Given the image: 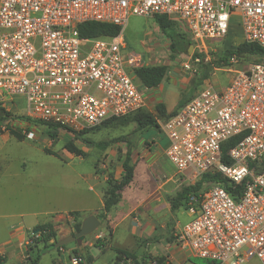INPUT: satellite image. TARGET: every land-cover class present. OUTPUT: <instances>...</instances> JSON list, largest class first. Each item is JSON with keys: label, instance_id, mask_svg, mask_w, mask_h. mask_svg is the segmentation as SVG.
Wrapping results in <instances>:
<instances>
[{"label": "built area", "instance_id": "2783aa9c", "mask_svg": "<svg viewBox=\"0 0 264 264\" xmlns=\"http://www.w3.org/2000/svg\"><path fill=\"white\" fill-rule=\"evenodd\" d=\"M154 16L174 22L200 57L220 49L210 41L223 43L233 16L240 19L241 43L264 48V0H0V108L10 113L6 105L23 100L20 116L72 131L145 109L133 74L142 59L124 54L121 31L131 17ZM89 22L117 26L120 33L80 38L78 26ZM230 62L217 69L228 75L222 87L206 83L157 124L176 174L198 181L219 173L242 190L235 200L220 185L206 184L173 236L186 260L264 264V167L258 165L264 158V61L245 69H237L233 57ZM22 134L35 137L31 130ZM233 138L224 163L222 146ZM36 237L29 233L25 246ZM67 256L70 264L84 263L81 255ZM149 264L173 263L164 257Z\"/></svg>", "mask_w": 264, "mask_h": 264}, {"label": "rangeland", "instance_id": "374dc122", "mask_svg": "<svg viewBox=\"0 0 264 264\" xmlns=\"http://www.w3.org/2000/svg\"><path fill=\"white\" fill-rule=\"evenodd\" d=\"M121 34L125 54L141 57V67H165V74L161 81L163 90L161 95H159V98H161L162 103L167 106L179 100L182 105L185 104L192 95L199 91L206 83L222 87L228 81V75L221 70H217L223 66H216L214 64L217 57L216 55L224 51L234 50L235 47L241 43V27L238 16H233L231 18L229 33L224 41H222L223 43L219 40L210 41L212 45L217 47L221 45L220 49L213 54L208 53L202 57L197 55L194 50H192L190 54L186 53V55L171 54L167 48L166 38L155 24L153 18L131 17L127 25L122 29ZM233 59L236 62L237 69H245L253 63L264 61V58L260 59L245 55L237 57L233 56ZM184 62L186 63V69L182 66ZM227 63L228 65H231L230 58ZM206 66L210 67L208 78L202 79V75L207 71ZM180 81H182V83ZM137 86L143 91L138 80ZM149 104V106L145 108V112L154 117L157 116L155 112L156 104ZM6 107L10 110L11 114L17 116L24 115L23 113L26 111L23 100L14 102L13 105L8 103ZM159 119L160 118H158L157 121H159ZM134 129L135 124L131 118L122 117L107 121L94 129L70 131L75 133L83 132V137L94 142H99L129 135ZM30 130L34 132L35 137L33 139L25 138L20 142L12 137L3 135L4 133H7L3 128L0 130V159H6L9 161L10 173L17 174L22 173V171L25 173L23 177H26V180H29L28 182H32V184L26 188L27 191H34L36 196L41 192H45L46 189L42 187L41 182L34 179V177L41 171H44L47 175H54L55 172H59L60 167L62 168L61 172L64 177H69L64 178L63 187L64 197L69 203H71L72 199L82 196L87 188V185L82 182H78V185L75 184L72 181L73 178H71L73 175L78 174L90 178L91 176H95L96 173L95 177H98V179L87 183L88 185L93 186L95 191H102L105 186H107L103 182V179H106V181L109 182L119 181L122 172L121 164L126 152L124 144L110 145L104 150H99L97 148H91L90 150L84 149L87 152V155L85 158H80L70 156L63 149V146L67 141L73 140L74 135L72 133L63 130H55L53 131V134L55 135L54 138L50 139L46 134L44 126H31ZM137 138H139V140L137 139L138 145L135 155V161H137L135 168L137 172L133 186L130 187L129 184L128 186L130 188L127 190L134 192L137 188L145 189L148 187L150 188L148 194H152V198L156 192L158 193V189L162 192V197H160L161 202L163 203L162 206L165 208L167 205V209L170 213L167 218H165L167 219L166 237L168 238V241H172L169 233L170 230H172L174 221L187 220L188 214L186 213V215H182L185 208H177V206H175L176 204H174L175 208H171L168 199H170V201L173 198L175 199L177 193L188 186L195 185L197 181H188L184 176L174 172L165 156L161 154L167 146V141L159 129L150 128L138 135ZM153 141L156 142V149H160L161 152L158 151L157 155L153 158L143 157L140 159L139 156H143L146 151H149V147L153 146ZM44 148L56 154L58 157L45 154L43 151ZM156 149L154 148V151ZM263 161L264 158L258 163L260 168L264 167ZM203 185L206 186V184ZM148 194H146V197ZM30 198H32V196L29 194L26 197L19 194L14 196L13 201L15 203V208L24 207L25 200H29ZM147 198L145 201L150 200ZM196 205V199H192L188 207H195ZM165 211H167L166 208ZM99 213L100 212H98L96 216ZM162 218L163 216H158L156 219L160 220ZM71 219V217L69 219H58L56 231L59 233V238L74 233V225ZM98 221L102 223L101 220ZM98 229L99 228H96L91 234L86 236V240L94 236L98 232ZM100 229L104 231L103 226H101ZM123 230V228H119L120 232ZM155 240L158 241V239L154 238L151 241L156 243ZM142 250V248L139 249L140 252ZM77 252L78 255L83 257L81 252ZM115 257L116 253L114 251H109L103 255H98L90 264H109V261L115 259ZM55 259H59L58 262L61 261V264H70L68 256L66 254L57 255L55 249L46 250L40 256L38 264H53ZM152 259H155V257L152 258L147 256V260L151 261ZM199 262L202 263L204 261L199 259ZM144 263L145 262L142 260L136 261V264ZM83 264H85V261ZM122 264L134 263L131 260H125ZM183 264L191 263L186 260V263ZM245 264H259V262L252 259Z\"/></svg>", "mask_w": 264, "mask_h": 264}, {"label": "crops", "instance_id": "0c3cea01", "mask_svg": "<svg viewBox=\"0 0 264 264\" xmlns=\"http://www.w3.org/2000/svg\"><path fill=\"white\" fill-rule=\"evenodd\" d=\"M123 52L125 54L124 49ZM180 82L182 83V81ZM141 87L147 99V106L150 105L149 103L157 104L159 101L162 102L161 98H159L163 90L161 83L155 89H146L142 85ZM179 102L180 100L175 101L169 106L163 103L166 112L171 113L175 110ZM3 135L11 137L7 133ZM152 145L149 147V151H146L143 156H139L140 159L143 157L153 158L157 155L160 149H156L155 141H153ZM154 148L156 149L155 151ZM161 154L164 155V150ZM135 159L133 163V180L130 183V187L134 184L137 172L135 168L137 161ZM9 168V161L0 159V254L2 255V264L24 263L27 256L25 243L29 233L35 227L48 223L52 224L56 232L57 241H59L69 235L59 238V233L56 231L58 219H69V213L72 212L80 213L82 219L91 215L96 217V214L101 212L103 208V194L107 186L102 191H95L93 186L87 184L98 179V177H95L96 173L95 176L90 178L78 174L71 176L75 184L78 185V182H82L87 185V188L82 196L72 199L71 203H69L65 199L63 191L64 178L69 177H64L61 167L59 172H55L54 175H47V173L41 171L34 177L46 189L45 192L39 193L38 196L35 195L34 191L26 190L32 182H28L29 180L23 177L25 174L23 171L17 174L10 173ZM103 182L107 185L106 179H103ZM130 187L123 189L118 203L107 213L102 223L99 222L98 232L87 240L85 237L81 243L76 245L75 248L83 255L85 264L93 262L98 255H103L109 251L116 253L117 250L129 252L136 261L142 260L145 262L144 264H149L147 256L152 258L167 257L173 264L186 263V253L177 246L173 236V230L186 220L174 221L172 230L169 233L172 241L168 242L166 237L167 219L165 218L170 213L167 205L165 207L167 211L162 206L163 203L160 199L162 192L158 189V193L156 192L152 198V194H148L150 188H137L134 192H130L127 190ZM18 194L25 197L29 194L32 198L25 200L24 207L15 208L13 198ZM146 194H148L147 197L149 195L150 197L147 198ZM146 198L150 200L145 201ZM182 215H186L185 211H183ZM158 216H163V218L160 220L156 219ZM101 226L104 227V231L100 229ZM119 228L124 230L120 232ZM153 238L158 239V241L155 240L156 243L152 242ZM97 239L104 243L101 248L93 246ZM141 248L143 250L140 252L139 249ZM56 252L57 255H68L66 249L56 250ZM115 259H109V264H113ZM57 261L59 259H55L54 263Z\"/></svg>", "mask_w": 264, "mask_h": 264}, {"label": "trees", "instance_id": "16d2710c", "mask_svg": "<svg viewBox=\"0 0 264 264\" xmlns=\"http://www.w3.org/2000/svg\"><path fill=\"white\" fill-rule=\"evenodd\" d=\"M153 20L155 24L158 26L160 31L166 38L167 48L171 54H185L188 52L190 46H192V42L188 39L187 35L180 31L177 28V25L167 19L164 16H154ZM78 36L80 38H95V37H114L120 33V28L113 25L89 22L84 23L78 26ZM198 55V54H197ZM252 56L260 59L264 58V48L259 47L255 44H247V43H239L234 50L224 51L222 53L217 54L216 60L214 64L216 66H223L220 68L228 67V60L233 56ZM260 62V61H259ZM207 71L202 75V79L208 78V71L210 70L209 66H206ZM134 77L138 82L145 87L146 89H155L161 83L164 74L165 67L164 66H152V67H140L133 71ZM193 96V95H192ZM192 98V97H191ZM190 98V99H191ZM189 99V100H190ZM188 100V101H189ZM187 101V102H188ZM186 102V103H187ZM185 103V104H186ZM183 104V105H185ZM181 101L178 103L175 110L171 113H167L165 109V105L162 102H157L155 105V112L157 116H152L145 112V109L139 110L134 114L127 116L131 118V120L135 124L134 131L126 136H120L118 138L108 140V141H99L94 142L82 136L83 132H72L68 129H63L65 132H70L74 135L72 141H67L63 149L70 156L85 158L87 152L84 150H90L91 148H97L99 150H104L110 145L124 144L125 145V157L121 164V175L119 181H106L107 189L103 194V208L101 212L96 216L98 220L103 221L108 212L118 203L122 190L127 187L133 180L134 167L133 160L135 159L136 149L138 145L139 138L138 135L147 131L150 128L158 129L157 119L160 118V121H164L174 115L176 111L182 106ZM113 120V119H111ZM110 121V120H108ZM107 122V121H106ZM104 122V123H106ZM44 126L46 129V134L50 139L54 138L53 131L59 130V125H55L52 123H44L35 120H31L24 116L13 115L3 108H0V130L4 129L11 137L16 139L17 141H23L25 139L24 134L22 132H26L30 130L31 126ZM138 139V140H137ZM237 139L233 138L222 146V161L224 163H228L227 159V151ZM45 154L58 157L56 154L52 153L48 149H43ZM264 163V161H263ZM263 168V167H262ZM203 184H218L222 188H224L235 200L238 199V196L242 190L241 186H234L227 179H225L219 173H206L201 176V178L197 181V183L193 186H188L182 189L179 193L175 195V199H168L171 204V208H185L187 210L192 199H196L197 203L199 201V195L204 187ZM203 186V187H202ZM69 216L73 221V232L76 233L79 231L82 215L78 212L69 213ZM36 231V232H35ZM31 233H34L36 238L32 239L31 244L27 247L26 250V258L23 264H38L40 260V256L49 249H55L54 244L57 242L56 232L53 228V225L48 223L44 225H39L35 227ZM73 233V234H74ZM168 241V239H167ZM170 242V241H168ZM104 245L100 239H97L94 243V247L101 248ZM41 248H40V247ZM65 250L64 247L56 248L55 250ZM69 255H77V249H73L68 251ZM84 259V257H83ZM159 262H161L164 257H155ZM125 260H131L134 264H136V260L132 254L127 251H116V259L113 264H122ZM204 262H199V259H188L187 261L191 264H220L215 261L204 260ZM0 264H2V259L0 258Z\"/></svg>", "mask_w": 264, "mask_h": 264}, {"label": "water", "instance_id": "95a60500", "mask_svg": "<svg viewBox=\"0 0 264 264\" xmlns=\"http://www.w3.org/2000/svg\"><path fill=\"white\" fill-rule=\"evenodd\" d=\"M193 47L190 46L188 54L191 53ZM99 226V221L95 216L91 215L84 218L81 222V226L78 232L69 235L54 244V248L64 247L67 251L75 249L76 245L81 243L86 236L91 234ZM36 232V231H35Z\"/></svg>", "mask_w": 264, "mask_h": 264}]
</instances>
